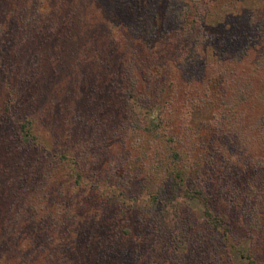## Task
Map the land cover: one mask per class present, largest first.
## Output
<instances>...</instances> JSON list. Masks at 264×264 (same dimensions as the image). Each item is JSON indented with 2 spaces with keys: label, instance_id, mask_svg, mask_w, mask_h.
I'll list each match as a JSON object with an SVG mask.
<instances>
[{
  "label": "trees",
  "instance_id": "trees-1",
  "mask_svg": "<svg viewBox=\"0 0 264 264\" xmlns=\"http://www.w3.org/2000/svg\"><path fill=\"white\" fill-rule=\"evenodd\" d=\"M220 2L0 0V264H264V0Z\"/></svg>",
  "mask_w": 264,
  "mask_h": 264
},
{
  "label": "rangeland",
  "instance_id": "rangeland-1",
  "mask_svg": "<svg viewBox=\"0 0 264 264\" xmlns=\"http://www.w3.org/2000/svg\"><path fill=\"white\" fill-rule=\"evenodd\" d=\"M220 1H222L224 3V1H229V0H220ZM222 2H220V3H222ZM218 3L219 2L217 1L216 5H215L216 6L215 9L219 8L220 5ZM247 5H252V4H248V2H247ZM32 6L34 8V5H32ZM221 7H222V4H221ZM69 73L70 72H64V73H62V76L66 79H71L73 82L72 88H71V90H72V93H71L72 94V97H71L72 101L69 103V105L71 106V109H73L72 104H75V102L77 100H81V98H82V96H81L82 92H81V88L79 87V85L84 80H88L90 82L89 78L92 75L90 76L89 74H86L85 72L82 71L81 73H79L73 77V75L71 73L70 74ZM69 117H70V115H69Z\"/></svg>",
  "mask_w": 264,
  "mask_h": 264
}]
</instances>
